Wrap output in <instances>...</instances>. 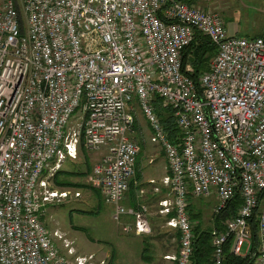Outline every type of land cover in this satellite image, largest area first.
Masks as SVG:
<instances>
[{"label":"built area","instance_id":"obj_1","mask_svg":"<svg viewBox=\"0 0 264 264\" xmlns=\"http://www.w3.org/2000/svg\"><path fill=\"white\" fill-rule=\"evenodd\" d=\"M197 32L216 47L201 95L181 56ZM155 98L174 112L177 145ZM135 103L167 160L171 198L160 204L180 235L176 264H191L194 252L189 196L213 193L215 214L242 198L225 231L213 235V264H224L229 237L235 255L249 254L256 210L255 264H264V38L231 36L219 13L185 0H0V264H73L43 217L47 205L71 196L52 191L46 176L81 146L100 154L92 186L114 221L128 216L126 231L151 233L148 207L123 205L141 152L130 137Z\"/></svg>","mask_w":264,"mask_h":264},{"label":"rangeland","instance_id":"obj_2","mask_svg":"<svg viewBox=\"0 0 264 264\" xmlns=\"http://www.w3.org/2000/svg\"><path fill=\"white\" fill-rule=\"evenodd\" d=\"M213 3L220 8L216 13L224 18L231 36L246 39L264 37V0H213ZM135 107L138 127L130 137L143 147L141 166L148 172L160 174L161 166L165 163L162 150L151 142L149 124L136 105ZM80 115V112H77L71 120V131L77 128ZM81 152L79 150L76 159H66L61 168L54 172V176L60 170L83 173L81 176L61 177L62 180L71 182L72 186L57 187L53 180L54 176L50 177L53 171H49L46 176L47 180H50L49 188L52 191H69L71 196L66 200L62 199L61 202L55 201L47 205L43 222L62 255L69 257L73 264H79L78 261L91 264L97 262V251L103 250L98 249L103 248L99 241L113 243L115 229L119 224L113 219V207L102 202L91 189L93 167L100 154L86 151L89 159L87 166L84 153ZM77 193L80 196L76 197ZM55 233L62 236V239L54 237ZM65 243H68L70 248H66ZM90 252H94L95 255H88Z\"/></svg>","mask_w":264,"mask_h":264},{"label":"crops","instance_id":"obj_3","mask_svg":"<svg viewBox=\"0 0 264 264\" xmlns=\"http://www.w3.org/2000/svg\"><path fill=\"white\" fill-rule=\"evenodd\" d=\"M195 4L206 11L216 12L220 9L214 5L213 0H196ZM163 158L165 163L161 166L160 174L148 172L143 166L139 167V171L136 170L130 190L123 201V205L129 208H138L142 204L148 207L151 233L136 235L133 231H126L125 228L131 226L134 220L128 216L122 217L115 229L114 242L100 240L99 244L103 248L98 249L103 250L97 251V262L91 264H176L174 258L178 256L180 248L177 238L179 232L167 226L169 215L161 213L163 207L160 203L171 198L170 188L164 184L169 171L165 156ZM189 203L190 220L194 227L200 226L203 231H211L212 238L215 233L220 232L214 225V211L218 204L216 193L204 199L190 195ZM247 250L249 249H245V252ZM90 254L93 255L94 252L88 255Z\"/></svg>","mask_w":264,"mask_h":264},{"label":"trees","instance_id":"obj_4","mask_svg":"<svg viewBox=\"0 0 264 264\" xmlns=\"http://www.w3.org/2000/svg\"><path fill=\"white\" fill-rule=\"evenodd\" d=\"M190 5H196V0H185ZM264 38V37H263ZM216 55V47L211 43L209 38L197 32L195 35L194 41L187 47H185L182 52V65L183 71H185L187 66L192 67V72L188 73L192 81L196 84L199 94L201 95V89L199 84V79L201 74L206 72L209 68L210 62ZM136 104V103H135ZM137 106V104H136ZM154 110L159 117L163 128L168 133L169 140L176 145L181 141L178 139L180 137V130L176 124V119L174 116V112L171 108L164 106L163 101L159 98H155L153 101ZM138 108V106H137ZM136 107L135 112L133 113L135 116V124L134 131L138 127V120L136 115ZM150 127V126H149ZM151 130V129H150ZM139 144V143H138ZM140 146V144H139ZM142 146V145H141ZM137 157L136 162V170L139 171V167L141 166V158H142V149ZM81 151H83L85 156V161L87 166L88 164V156L85 154L86 150L83 146H81ZM163 154V152H162ZM164 155V154H163ZM48 171L44 173L46 176ZM83 173L78 172H68L66 170L58 171L53 177L54 183L59 188H66L72 186L71 182L62 180V176L70 177V176H81ZM132 183V182H131ZM91 188V187H90ZM94 193L100 197L102 202L104 199L99 190H95L91 188ZM105 203V202H104ZM242 204V198L240 194H236L234 199L228 204L226 209L221 211L219 214L215 215V227L218 228L220 232L225 231V223L232 217H234ZM139 208V207H138ZM137 207L135 209H138ZM97 210H101L97 208ZM98 212V211H97ZM190 214V212H189ZM173 213L169 215V219L173 217ZM192 219V217H190ZM258 211L256 210L252 219L250 220V225L252 228V238H251V250L246 256H238L232 252V246L234 243V238L229 237L226 245L224 247V264H255L258 258V247H259V239H258ZM168 219V220H169ZM194 252L192 256L191 264H213V253L214 249L212 246V233L211 231H203L200 226L194 227ZM177 238H180V235H177Z\"/></svg>","mask_w":264,"mask_h":264}]
</instances>
